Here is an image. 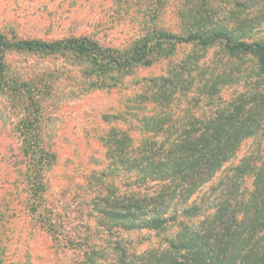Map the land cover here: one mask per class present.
Masks as SVG:
<instances>
[{
    "label": "rangeland",
    "instance_id": "obj_1",
    "mask_svg": "<svg viewBox=\"0 0 264 264\" xmlns=\"http://www.w3.org/2000/svg\"><path fill=\"white\" fill-rule=\"evenodd\" d=\"M246 1L0 0V32L10 42L89 37L113 55H126L149 28L186 35L200 24V14L212 11L214 18L207 26H227L238 39L264 41V24L248 29V14L254 10L248 9ZM195 60L198 64L191 66L190 73L182 71L193 83L186 91L178 90L161 108L174 121L208 113L240 94L247 93L249 99L251 93L264 90V74L255 58L229 54L221 43L208 48L174 45L156 55L152 64L126 69L101 68L90 54L71 47L5 52L0 77V264H83L88 246H70L67 239L89 236L93 243L108 236L98 224L101 215L94 205L105 187L100 188L92 176L107 161L102 140L110 127L106 116L125 110L128 98L140 91L146 78L168 75L174 69L177 74L183 63ZM43 149L47 158L42 156ZM244 157L253 168L263 161L264 121L242 143L237 157L189 203L182 204L181 209L200 206L196 217L187 220L179 214L163 230L118 228L109 239L118 237L138 253L166 247V240L177 234L181 223L196 225L214 212L219 183ZM240 180L251 189L253 171ZM43 217L56 223L57 230L49 227L46 231L49 224L43 227Z\"/></svg>",
    "mask_w": 264,
    "mask_h": 264
},
{
    "label": "trees",
    "instance_id": "obj_2",
    "mask_svg": "<svg viewBox=\"0 0 264 264\" xmlns=\"http://www.w3.org/2000/svg\"><path fill=\"white\" fill-rule=\"evenodd\" d=\"M247 1L248 9L254 10L248 14V29L259 28L264 24V0ZM214 13L200 14V24L186 35L149 28L146 37L126 55H113L89 37L10 42L0 32V77L3 56L10 49L56 51L71 47L90 54L101 68L113 65L126 69L152 64L156 55L174 45L208 48L216 43L223 44L229 54L253 56L264 74V41L238 39L227 26H207ZM197 64L196 60L183 63L177 74L174 69L168 75L146 78L140 91L128 98L125 110L106 116L110 127L102 140L107 161L92 176L100 188L105 187L94 205L101 215L98 224L105 227L108 236L93 243L89 236L67 239L70 246H88L83 264H264V159L254 168L246 157L233 166L232 173L219 183L220 198L214 212L199 224L181 223L177 234L166 240V247L138 253L118 237L109 239L118 228L163 230L179 214L192 220L202 208L193 204L181 209L182 204L189 203L225 164L237 157L242 143L260 130L264 121L261 89L251 93L249 99L247 93L240 94L227 104L215 105L208 113L188 114L177 121L161 109L178 90L190 87L193 80L183 77L182 71L190 73L191 66ZM210 89L214 93L216 87ZM146 103L158 107L150 109ZM42 156L48 157L45 149ZM251 171L255 180L248 189L240 179ZM119 178L122 181L117 185ZM43 221V227L49 224L46 231L49 227L57 230L50 219L43 217Z\"/></svg>",
    "mask_w": 264,
    "mask_h": 264
}]
</instances>
